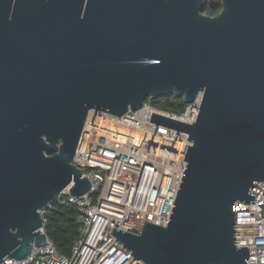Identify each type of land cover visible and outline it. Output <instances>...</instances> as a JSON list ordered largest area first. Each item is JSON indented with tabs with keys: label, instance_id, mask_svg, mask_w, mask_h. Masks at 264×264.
<instances>
[{
	"label": "water",
	"instance_id": "1",
	"mask_svg": "<svg viewBox=\"0 0 264 264\" xmlns=\"http://www.w3.org/2000/svg\"><path fill=\"white\" fill-rule=\"evenodd\" d=\"M206 1L0 0V262L46 243L65 190L89 192L73 159L91 110L201 92L191 126L160 119L192 142L167 226L112 234L142 264H248L234 206L264 183V0Z\"/></svg>",
	"mask_w": 264,
	"mask_h": 264
},
{
	"label": "built area",
	"instance_id": "2",
	"mask_svg": "<svg viewBox=\"0 0 264 264\" xmlns=\"http://www.w3.org/2000/svg\"><path fill=\"white\" fill-rule=\"evenodd\" d=\"M201 101L200 92L179 113L146 102L123 115L91 110L73 159L91 188L82 201L65 190L78 208V233L70 254L59 253L46 236V243L34 245L27 258L0 264H129L134 258L113 229L140 234L146 222L167 226L187 166L185 153L192 145L187 131L160 119L191 126ZM250 194L254 199L249 204L234 206L235 245H248V264H264V183H254ZM130 264L142 263L134 259Z\"/></svg>",
	"mask_w": 264,
	"mask_h": 264
},
{
	"label": "trees",
	"instance_id": "3",
	"mask_svg": "<svg viewBox=\"0 0 264 264\" xmlns=\"http://www.w3.org/2000/svg\"><path fill=\"white\" fill-rule=\"evenodd\" d=\"M222 9L220 0H207L202 13L208 16H216ZM147 103V102H146ZM150 105L159 109L179 113L184 108L183 98L174 96L155 98ZM50 155L53 152L49 153ZM78 208L72 204L68 195L62 194L59 202L52 203L45 209L42 217L45 235L53 241L59 253L69 255L74 239L78 233L76 217Z\"/></svg>",
	"mask_w": 264,
	"mask_h": 264
},
{
	"label": "rangeland",
	"instance_id": "4",
	"mask_svg": "<svg viewBox=\"0 0 264 264\" xmlns=\"http://www.w3.org/2000/svg\"><path fill=\"white\" fill-rule=\"evenodd\" d=\"M152 100H153V99L147 98V99H146V102H147L148 104H150V102H151ZM65 193H66V191L63 192V194H65Z\"/></svg>",
	"mask_w": 264,
	"mask_h": 264
}]
</instances>
